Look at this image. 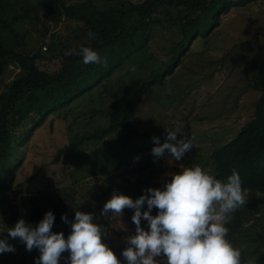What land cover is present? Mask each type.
<instances>
[{"label": "rangeland", "instance_id": "1", "mask_svg": "<svg viewBox=\"0 0 264 264\" xmlns=\"http://www.w3.org/2000/svg\"><path fill=\"white\" fill-rule=\"evenodd\" d=\"M96 1L99 6H105L112 0ZM47 14L40 9V21L35 26H23L29 52L40 45L39 29ZM46 23L50 29L46 41L50 40L51 33L66 34L75 26L64 16L58 23L50 20ZM151 41L156 54L163 55L170 36L162 33ZM260 45L264 46V0L231 7L208 36L200 35L192 42L182 64L168 77L167 83L154 87L150 95L143 97L132 120L137 134L128 139L123 138L125 132L116 131L102 140L88 141L56 160L58 149L69 144L77 134L94 132L106 124L113 83L119 80L126 83L146 73L151 62H144L146 69H140L138 65L142 60L138 55L105 81L108 88L96 87L71 105L49 114L24 145L14 148L15 163L5 176L6 183L13 189L10 192L12 206L0 207V239H6L7 228L15 225L13 210L26 216L32 207L39 206L63 212L53 214L58 228L69 225L61 220L62 215L66 214L71 221L79 208L95 213L94 222L113 243H126L128 237L135 234L133 213L125 209L121 217L106 221L100 215L102 206L114 192L133 198L138 190H164L171 175L178 174L182 166L210 168L207 164L210 150L237 134L251 117L260 96L253 85L254 74L244 72ZM42 51L46 52L45 46ZM158 63L154 61L152 65ZM132 65L137 68L135 73L129 70ZM21 74L18 64L8 63L1 77L0 92ZM166 129H180L193 139L196 147L180 161L167 153L154 158L151 150L156 145L152 138L158 137L161 144L164 143ZM135 157L140 159L136 161ZM245 196L246 205L237 210L233 218L243 212V228L240 229L253 239H264V203L257 202L260 196L256 193L246 191ZM141 226L147 230L146 221L142 220ZM9 243L16 251L0 254V264H35L40 256V252H24L18 239ZM237 248L242 253V264H246L247 255L243 254L246 247ZM68 256V252L63 253L59 264H67Z\"/></svg>", "mask_w": 264, "mask_h": 264}, {"label": "trees", "instance_id": "2", "mask_svg": "<svg viewBox=\"0 0 264 264\" xmlns=\"http://www.w3.org/2000/svg\"><path fill=\"white\" fill-rule=\"evenodd\" d=\"M254 1L112 0L105 6H99L96 0H0V82L8 63H16L22 70V74L0 92V207L12 206L10 192L13 189L6 183L5 176L15 163V146L24 145L49 114L71 105L96 87L108 88L105 81L138 55L142 60L138 65L140 69H146L144 62H151L146 73H140L126 83L121 80L113 83L106 124L94 132L77 134L69 144L58 149L56 160L88 141L102 140L116 131L125 132L124 139L135 136L137 133L132 128V120L143 97L167 83L168 77H172L182 64L192 42L200 35L208 36L231 7L246 6ZM40 9L48 12L47 19L41 22L39 47L29 52L23 26H35L40 21ZM61 16L73 21L75 26L66 34L51 33L50 40L46 41L50 32L46 22L58 23ZM162 33L170 36V44L163 55L156 54L151 43ZM44 46L46 52L42 51ZM81 47H90L102 57H107V66L85 65L82 57L67 54ZM154 61L159 63L152 65ZM244 72L246 75L254 74L253 85L260 91V96L251 117L237 134L210 150L207 164L222 180L231 175L233 169L238 171L242 188L258 194L257 202L264 203L263 45L257 48ZM144 194L142 190L135 191L132 199ZM78 210L87 213L81 208ZM143 210H147L146 205ZM49 211L57 215L63 213L51 207L35 206L26 216L17 209L13 210L12 220L16 224L23 218L35 227ZM129 211L134 214L133 210ZM151 214L155 216L157 209L153 208ZM243 220V212H238L226 225L229 229L227 239L235 247H246L243 253L247 255L246 264H264V239L245 235L240 229L243 228ZM52 231L63 232L67 239L71 228L69 225L60 228L54 225ZM101 231L104 234L102 242L114 252L121 264H126L121 253L127 243L115 244ZM23 250L28 252L25 245ZM37 252L32 250V253ZM158 264L167 262L158 258Z\"/></svg>", "mask_w": 264, "mask_h": 264}, {"label": "clouds", "instance_id": "3", "mask_svg": "<svg viewBox=\"0 0 264 264\" xmlns=\"http://www.w3.org/2000/svg\"><path fill=\"white\" fill-rule=\"evenodd\" d=\"M67 54L82 57L85 65L107 66V57L90 47ZM129 70L135 73L137 68L132 65ZM152 142L156 146L151 154L156 159L167 153L180 161L196 147L193 139L180 129H166L162 144L158 137H153ZM181 168L178 174L171 175L164 190L148 188L136 200L114 192L104 204L100 215L106 221L121 217L125 209L134 212L131 219L135 234L128 237V246L121 253L126 264H158V258H163L167 264H242L241 250L227 239L229 229L226 227L233 214L247 203V190L242 188L239 172L233 169L231 175L222 180L211 168L199 165ZM145 205L147 210L142 211ZM153 208L157 209L155 216L151 214ZM95 218V213L79 210L71 221L66 214L62 215L61 220L71 228L67 239L63 232L52 231L55 217L51 211L35 227L21 218L14 227L7 228L8 237L0 239V254L15 253L16 248L9 240L18 239L26 251L40 252L35 264H59L65 252L69 253L67 264H121L102 242L104 234L101 226L94 222ZM142 220L147 222V230L141 226Z\"/></svg>", "mask_w": 264, "mask_h": 264}]
</instances>
